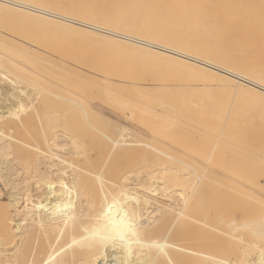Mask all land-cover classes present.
I'll return each mask as SVG.
<instances>
[{
	"label": "bare ground",
	"instance_id": "1",
	"mask_svg": "<svg viewBox=\"0 0 264 264\" xmlns=\"http://www.w3.org/2000/svg\"><path fill=\"white\" fill-rule=\"evenodd\" d=\"M73 1L65 0L67 6L62 8L54 4L57 8L34 0H0V264H264V209L253 214L256 208L244 198L254 196L264 203V193L253 179L255 173L256 177L260 174L254 173L251 160L240 159L243 155L255 160L260 151L250 149L254 146L245 144L241 132L264 123V0H193L188 4L181 0H99V4L94 0L93 9L84 0L88 11L97 13L91 16L84 11V18L75 14L85 2L76 8ZM101 3L102 8L98 7ZM126 9L134 10L129 17L139 25L151 24L156 36L163 28L170 34L153 38L131 23L119 24L114 18L120 20ZM25 26L23 31H28L23 33ZM37 27L55 30L59 38L68 40L59 44V53L53 51L55 44L48 49L61 54L60 60L70 52L74 53L70 61L85 53L79 59L85 63L82 58L92 52L87 66L72 65L76 71L70 67L79 77L80 91L67 83L62 87L78 95L74 103L90 104L94 115L86 114L90 118L86 126L75 130L57 124L60 117H48V126L34 136L31 132L33 140L27 136L29 140L25 133L20 137V130H28L23 115L35 108L39 92L18 86L25 82L34 87L47 77L27 64L35 59H23L35 52L26 41L28 36L33 38L30 42L35 41L36 31L41 32ZM179 31L184 36L178 41L173 34ZM194 38L202 42L195 43ZM74 43H87L91 51L81 45L72 50ZM92 47L99 49L97 53L104 47L125 59L163 66L180 83L119 72L118 67L109 66L112 60L104 64L103 52L108 50L96 54ZM47 59L45 63H51ZM57 65L52 64L60 69ZM166 86L184 87L190 94L180 95L181 101L172 107L174 116L168 115L177 122L168 121L169 117L163 127L148 119L168 102L159 106L158 96H149L156 110L130 94L151 95V90ZM90 87L96 90L95 99L82 93ZM126 91L131 92L129 96ZM189 121L194 122V129ZM169 122L185 125L183 130L202 129L205 135L201 136L216 138L201 168L198 156L176 140L171 130L175 125L169 127ZM232 131H241L238 142L229 141ZM217 138L228 141L217 143ZM216 146L220 156L231 150L235 151L232 157L240 156L232 161L235 158L227 157L231 153L222 155L216 169ZM119 155L126 157L124 161L135 157L139 161L134 166L142 165L120 175ZM215 171L219 182L215 181L233 191L205 189ZM247 200L250 209L243 205Z\"/></svg>",
	"mask_w": 264,
	"mask_h": 264
},
{
	"label": "rangeland",
	"instance_id": "2",
	"mask_svg": "<svg viewBox=\"0 0 264 264\" xmlns=\"http://www.w3.org/2000/svg\"><path fill=\"white\" fill-rule=\"evenodd\" d=\"M34 1H36V2H39V3H41V4H44V2H47L46 4H44V5H46V6H52V7H55L56 5H58V4H60V7L62 8L63 6L62 5H64V3L63 2H65V0H44V1H42V0H34ZM54 1V2H53ZM67 1V0H66ZM71 1H73V0H70V2ZM76 1V8H79V6H82V5H84V3H82V2H85L84 0H81V2H80V4H78V2L80 1H77V0H75ZM88 1V2H87ZM86 2L87 3H89L90 4V6H91V9H93L94 7H92L93 5H94V0H90V2H89V0H87ZM92 1V2H91ZM95 1H97V2H99V0H95ZM101 2H102V0H100ZM85 2V4L86 5H84V6H82L83 7V9H85V10H83L81 7L79 8V9H77V11H79L80 9V11H81V13H80V11H79V13L80 14H83L84 13V11L85 12H87L88 11V8H90V7H87L86 8V6H89L87 3ZM97 2H95V4L97 3ZM181 2L182 3H186V4H188V3H192L193 2V0H181ZM73 3H74V1H73ZM92 3V4H91ZM50 4H52V5H50ZM54 4H56L55 6H53ZM67 4H68V2H67ZM71 4V3H70ZM82 4V5H81ZM99 4H100V2H99ZM64 6H67V5H64ZM74 7L75 5H69L68 7ZM101 6V7H100ZM57 7V6H56ZM98 7H100V8H102L103 6H102V3H101V5H98ZM58 8V7H57ZM95 8H97L96 6H95ZM87 9V10H86ZM99 9V8H98ZM97 9V10H98ZM60 10H62V12L64 11L63 9H60ZM96 10V11H97ZM94 10H89L88 11V13L89 14H92L91 16H93V14H97V13H94L93 12ZM65 12V11H64ZM126 12H127V14L124 16V17H122L120 20H119V18H114V19H116L117 21H118V23L120 24V23H122V24H124V25H126V24H133L134 26H136V27H138L141 31H142V33H144V34H147V35H149L150 36V34L151 35H153L152 37L153 38H156V37H158V38H166V37H168V34L167 33H169V32H166V31H169L168 29H166V28H163V29H165V30H161L160 31V29L159 30H157V35L158 36H156L155 35V33L154 32H152L151 30L153 29V28H151V24L150 23H148V24H150V25H147V24H144L145 26H142V25H139V23L136 21V20H134V18H132V17H129L130 15H132V14H134V10L133 9H129L128 11H127V9H126ZM75 14V16L77 17H81V18H84V17H87V16H84L85 14H83V15H80V14ZM88 13H86V14H88ZM235 12H231V16H234L235 14H234ZM124 15V14H123ZM73 16H74V14H73ZM123 19H126V21L125 20H123ZM107 23H110V22H107ZM106 23V24H107ZM137 23H138V25H137ZM154 24V23H153ZM132 25V26H133ZM135 27V28H136ZM32 28V27H31ZM31 28H29V30L31 29ZM41 27H37V29H38V31H41V32H38V34H37V31H36V35H35V41L33 40V42H34V45H36L35 43H37V45H40V46H34L33 45V42H30L32 39H31V37H29L28 36V38L29 39H31V40H29L28 39V41H29V43H32V45L31 44H29L28 43V41H26L27 42V46L28 47H30L31 49H32V51H35V52H30V56L28 55V56H26L27 58H29V59H25L26 57H24L23 59L25 60V61H28V60H32V59H35V61H33V62H29V63H27L28 65H30L32 68L34 67V68H36L37 70H39V71H41L43 74H45V76H47V77H45L44 78V80L42 79V77L40 78V81L39 82H36L35 83V86L34 87H31L32 85H28V83L26 84L25 82H21L20 83V85L21 86H18V87H23V88H25L26 90H28V91H32L33 89H37L38 90V92H39V95H37V98L35 99V110L34 109H31V110H29L28 111V113L26 114V115H23L24 116V119H25V127H26V129H28V130H30V131H28V132H30V133H28L27 131H25V130H23V132H22V130H20L21 131V136L20 137H23L24 135V138L26 139V137L27 136H29L30 137V139L31 140H33L31 137H32V135L34 136L36 133L37 134H39L40 132H41V128H42V126L43 127H47L48 125V121H47V118L48 117H55V118H58V117H60V120H58L57 121V124H61L62 126L64 125V126H66V127H69L70 129H72V130H75L78 126H80V125H82V126H86V124H87V122H88V120L90 119V118H88V119H86V114H91V118H93V115H94V110H93V114L90 112L92 109H91V105L90 104H88L87 106H79L78 104H76V103H74L75 102V100L78 98V95H76L75 93H66V91L67 90H65L63 87H62V84H65V83H67L70 87H72V88H76V90H78V91H80V87H79V84H81L80 82H78L79 81V77H78V75L76 76V73H74V71H76V69H73V66H74V68H76L75 66L76 65H81L80 63H82V65H86V63L87 64H89L88 62H91L92 61V59H93V57H92V55H90L89 54V52H87V51H91L90 49L88 50L85 46H86V44L85 43H77V44H75V45H71L72 46V50H73V46L75 47V48H79V45H81V46H83V47H85L87 50H85V48H84V50L88 53L87 55H85V58H82V60L84 59V61H85V63L82 61H80L79 59H81V57H83L84 56V54L85 53H82V52H84V50L81 48V46H80V49H82V50H80V51H82L81 53H82V56L81 57H79V55H81V54H79L80 53V51H79V53L78 52H76V51H74L76 54H79L78 56L76 55L75 57L77 58L76 60L71 56V58L72 59H74L75 60V62H73L74 60H72V61H70L69 59V57H70V55H73V54H71V52H70V54H66L67 56H65V54H64V56H65V58H67L68 60H69V62H72V63H75V64H70L69 62H66V60H65V58H62L61 60H60V55L61 54H56V53H54L53 54V51L55 52V51H57L58 53L60 52L59 50V46H61V45H64V43L63 42H65V38L62 36V35H60V36H62V38L60 37L59 38V33H57L55 30H48V29H44V28H41ZM137 28V29H138ZM161 28V27H160ZM25 29H27V26H25V28H22L21 29V31H23V30H25ZM40 29V30H39ZM28 30H26L25 32H27ZM30 31H32V30H30ZM29 31V32H30ZM35 31V30H34ZM24 31H23V33H25ZM165 32V33H164ZM182 32V31H181ZM180 31L179 32H176L177 34H173L174 35V38H175V35H177V39L176 40H181L182 38H183V36H184V33H181ZM34 33V32H33ZM33 33H30V34H33ZM179 33V34H178ZM27 35H28V33H26ZM170 34V33H169ZM182 34V35H181ZM164 35V36H163ZM172 35V36H173ZM25 36V35H24ZM31 36V35H30ZM178 36L180 37L181 36V38H178ZM34 37V36H33ZM24 38V37H23ZM25 40H26V38H24ZM53 39V40H52ZM60 39H61V41H60ZM59 40V41H58ZM44 41H45V43H44ZM49 41V42H48ZM50 41H52V42H50ZM68 40H66V42H67ZM42 42V45L43 46H41V43ZM65 42V43H66ZM194 42L195 43H201L202 41H200V40H198L197 38H194ZM39 43V44H38ZM69 43H71V42H69ZM68 43V44H69ZM73 43V42H72ZM52 44H55L54 45V48L56 49H54L53 51H48V49H49V47H52V49H53V46H52ZM59 44H61V45H59ZM67 44V43H66ZM31 45V46H30ZM48 46V48H46V50H47V52H46V50H44V51H41L42 50V47H44V46ZM49 45H51V46H49ZM56 45H58V48L56 47ZM46 46V47H47ZM67 46V45H66ZM89 46V45H88ZM33 47V48H32ZM34 47H36V48H34ZM39 47V48H38ZM62 47V46H61ZM68 47L69 48H67V49H70V45H68ZM64 48V47H63ZM63 48H61L62 50H63ZM89 48H90V46H89ZM38 49H40V50H38ZM44 49V48H43ZM70 49V50H71ZM92 49H94V51H95V47L93 48L92 47ZM98 49V48H97ZM96 49V50H97ZM70 50H68V51H70ZM76 50V49H75ZM78 50V49H77ZM99 50V49H98ZM101 50L102 51H107V52H103V54H104V56H103V59L105 58V63L104 64H106V62H107V60H112L111 62H107L108 64H109V66L112 64V67L114 66V68L115 67H118L119 68V72L121 71V72H124V73H127L128 75H130V76H133V77H145V78H150V79H155V80H157V81H160V82H175V83H180V80L178 79L179 77L178 76H174V75H170V73L166 70V68L165 67H163V66H159V65H152V64H146V63H143V62H139L138 60H131V59H125V58H123V57H120V56H118V55H116L115 54V51L114 50H112V49H109V48H104V47H102L101 48ZM100 50V51H101ZM37 51V52H36ZM39 51V52H38ZM66 51V50H65ZM93 51V53H95ZM99 51V52H100ZM41 52H46V53H41ZM49 52V53H48ZM62 52V51H61ZM67 52V51H66ZM98 52V53H99ZM31 53L33 54V55H31ZM97 52H96V54H98ZM101 54H102V52H100ZM47 54H51V56L50 55H47ZM55 54H56V57L57 58H55L54 56H55ZM95 54V55H96ZM105 54H107L108 56H107V58L105 57L106 55ZM46 55H47V57H46ZM58 55V56H57ZM63 55V54H62ZM88 55H89V57H88ZM94 55V56H95ZM100 55V54H99ZM32 56H34L35 58H33ZM40 56H42V57H40ZM45 56V57H44ZM48 56H50V57H48ZM63 56V57H64ZM87 56V57H86ZM100 56H102V55H100ZM39 57V58H38ZM59 57V58H58ZM42 58H43V60H42ZM48 58V59H50V62L53 64V62H54V65H57V63L59 62V64L57 65V66H59L60 67V69L59 68H57V67H54V66H52V64L51 63H45V62H49V60L48 61H46V59ZM112 58V59H111ZM39 59H41V60H39ZM44 59H45V61H44ZM63 59L65 60V62H63ZM86 59V60H85ZM118 59V60H117ZM37 60V61H36ZM53 62H52V61ZM59 60V61H58ZM67 60V61H68ZM77 60H79V61H77ZM39 61V62H38ZM42 61H44V62H42ZM63 62V64L61 63V62ZM77 61V62H76ZM127 61V62H126ZM55 62H57L56 64H55ZM131 64H130V63ZM33 63V64H32ZM39 63H43L42 65L41 64H39ZM64 63H66L65 65H66V67H69V69L68 70H70V71H67L66 70V67H65V65H64ZM140 63V64H139ZM51 64V65H50ZM70 64V65H69ZM103 64V65H104ZM46 65V66H45ZM73 65V66H72ZM90 65L92 66L93 65V63L91 64L90 63ZM118 65V66H117ZM122 65H124L123 67L124 68H126V69H124L123 67H122ZM129 66V67H126V66ZM142 65V66H141ZM72 66V70H74L73 71V73H72V71H71V69H70V67ZM87 66V65H86ZM89 66V65H88ZM107 66V65H106ZM121 66V67H120ZM49 67H50V69H49ZM133 67V68H132ZM42 68V69H41ZM122 68V69H121ZM163 68V69H162ZM125 71H124V70ZM128 69V70H127ZM133 70V71H132ZM137 71V73H136V71ZM148 70H149V72H148ZM54 71V72H53ZM56 71V72H55ZM62 71V72H61ZM69 72V73H67V72ZM135 71V72H134ZM139 71V72H138ZM142 71H144V72H142ZM154 71V72H153ZM59 73V74H58ZM63 73V74H62ZM130 73V74H129ZM133 73V74H132ZM147 73V74H146ZM152 74V75H151ZM76 76V77H75ZM42 79V80H41ZM50 81H49V80ZM176 80V81H175ZM46 82V83H45ZM79 83V84H78ZM35 87H37V88H35ZM60 88V89H59ZM180 89L181 90H179V87L178 86H166V87H162V88H159V89H154V90H151V95L150 94H148V95H146L145 93L144 94H133V93H131L130 91V95L133 97V96H135L136 97V99H138V101H142V103H146V104H150V105H152V106H154V107H156V105H154V104H156L155 102H157V104L159 103L160 104V102L162 103V101H167L168 103H166V104H168V105H171V107L170 106H167V105H165L164 106V104L162 105V106H164L163 108H162V106H160L159 104V106L161 107V110H163L166 114H164L163 113V115H158V113L161 111H159L158 109H157V107H156V110H158V112H156V114L155 115H151V117H153V118H149L148 119V121L149 122H151V123H155V124H157L158 126H165L166 125V123L168 122V121H173L174 120V122H177V120H175V119H171V117L172 116H174V108H172L173 106L174 107H176L178 104H179V102L181 101V96L183 95L184 96V98L185 97H187V96H189V94H190V91H186L185 89H184V87H180ZM178 90V91H177ZM55 91V92H54ZM89 91V92H88ZM96 91V90H95ZM95 91H94V89L93 88H89V90H87V91H85V92H82V93H84L85 94V96H87V98L88 99H95V98H93V96L94 97H96L95 95H96V93H95ZM42 92V93H41ZM129 92L128 91H126L125 92V94H127V95H125V96H129ZM54 93V94H53ZM73 95V96H71V95ZM51 95V96H50ZM145 95V96H144ZM153 95H157L158 96V99L154 102V104L153 103H151L152 102V98L153 97H155V96H153ZM181 95V96H180ZM61 96V97H60ZM77 98H76V97ZM152 97V98H150V97ZM156 96V97H157ZM182 96V97H183ZM64 97V98H63ZM159 97H160V100H159ZM61 98V99H60ZM68 100H67V99ZM70 99V100H69ZM142 99V100H141ZM73 100H74V102H73ZM153 101H154V99H153ZM43 103V104H42ZM157 105V106H158ZM151 106V107H152ZM37 107H39V108H37ZM84 107V108H83ZM153 108V107H152ZM37 110V111H36ZM36 111V112H35ZM86 113H85V112ZM160 113H162V112H160ZM159 113V114H160ZM168 113H170V114H168ZM36 114H38V115H40V117L42 118V121L40 120L39 122H37V120H39L40 119V117H38L37 118V115ZM164 115H165V117H164ZM167 115V116H166ZM168 115H172V116H168ZM27 116H29L30 118H31V120L29 121V119L27 118ZM32 116V117H31ZM36 116V117H35ZM88 116V115H87ZM157 116H162V117H164L166 120H164V118L162 119V117H157ZM35 117V118H34ZM170 117V118H169ZM167 118H169L168 119V121H167ZM261 118H263L262 116H261ZM156 119H158V120H156ZM171 119V120H170ZM256 119V118H255ZM27 121V122H26ZM63 121V122H62ZM158 121V123H156ZM37 122V123H36ZM174 122H169V127H172L173 125H175V123ZM190 122V121H189ZM38 123H40V124H38ZM170 123H173V124H170ZM27 124H29L28 126H27ZM42 124V125H41ZM178 124V123H177ZM191 124H192V126H191ZM31 125V126H30ZM38 125H40V126H38ZM171 125V126H170ZM179 125V124H178ZM175 125V127L173 128H171V130L173 129V131H174V135H175V137H176V140L178 141V142H182V143H184V144H187V146H189V150H190V152L191 153H193V154H195L196 156H198V167L199 168H201L202 167V165H203V161H204V159H206V157L208 156V154H209V152H207V150H210V148L214 145V142H213V144H211L212 143V141H213V139H216V138H213V139H211V137H209V135H208V137H207V135L205 136V137H203V136H201V134H203V135H205L204 133H203V131H202V129H201V127L200 128H198L199 130L201 129V131H191V130H193L194 129V127H193V125H194V122H190V126L193 128V129H191V128H186L185 130H183L186 126L184 125V126H182V125ZM258 125V124H257ZM33 126V127H32ZM189 126V127H190ZM259 126V127H258ZM258 126H253V127H251V128H248L247 129V131H246V129H245V131H243L242 130V132L241 131H235V133H234V131H232V137H230L231 138V140L229 139V141L230 142H233L234 140H235V142H238L237 140L239 139V136H240V134L241 133H244L245 134V144L247 143V144H249V145H251V146H254V148L253 147H250V149L252 148L253 150H255V149H257V150H255V151H258V150H260V151H258V153L257 152H255V151H252V152H255V153H257V154H259V156H261V157H263L264 158V156H262L263 154H264V140H263V138H264V123L263 124H261V125H258ZM40 127V128H39ZM182 127H184V128H182ZM199 127V126H198ZM255 127H257L256 129H255ZM24 128V127H23ZM253 128H254V130H253ZM32 129H33V131H32ZM177 129V131L175 132V130ZM189 129H191V130H189ZM217 129V130H216ZM252 129V130H251ZM262 129V130H261ZM38 130V131H37ZM213 131H218V126H214V128L212 129ZM248 130H249V132L251 133V137H249L250 135H249V132H248ZM182 131H185L184 132V135H183V132ZM253 131V132H252ZM33 134H32V133ZM216 132H214V133H216ZM241 132V133H240ZM257 132V133H256ZM25 133V134H24ZM26 133L28 134V135H26ZM195 133H197V134H199V136L197 135V134H195ZM201 133V134H200ZM240 133V134H239ZM253 133V134H252ZM263 133V134H262ZM24 134V135H23ZM31 136H30V135ZM217 134H218V132H217ZM246 134L247 135H249V136H247L248 138H246ZM256 136H255V135ZM183 135V136H182ZM236 135V136H235ZM29 137H27V139H29ZM214 137V136H213ZM215 137H217L216 135H215ZM219 138H220V136H218ZM184 138V139H183ZM199 138V139H198ZM219 138H217V139H219ZM29 139V140H30ZM197 140V141H195V140ZM225 139H226V141H228V138H221V139H219V141H217V143L219 142H222L223 140H224V142H225V144L227 143L226 141H225ZM234 139V140H233ZM253 141H252V140ZM186 140H188V141H186ZM200 140V141H199ZM210 142H209V141ZM249 141V142H247V141ZM263 141V142H261V141ZM190 141V142H189ZM192 141H194V142H192ZM215 141V140H214ZM215 141V142H216ZM209 142V143H208ZM234 142V143H235ZM252 143V144H251ZM261 143V144H260ZM189 144H191V145H189ZM246 144V145H247ZM199 145H201L200 147H199ZM204 145V146H203ZM206 146V147H205ZM248 146V145H247ZM260 146H262V147H260ZM197 147H198V149H197ZM220 147V149H222V147L223 146H219ZM205 148V149H204ZM216 149H217V158L216 159H214L215 161H214V164H213V166L216 168V169H218L219 168V165H220V160H221V157H222V155L224 156H227L228 154H230V155H228L227 157L229 158V159H234V160H232V161H236L237 159H238V157L240 156V154H237L236 155V153H235V156L234 157H232V155H234V153L233 152H235V151H232L231 150V152H229L227 155H226V153L224 154L223 153V151L220 153L221 154V156L218 154L219 152H220V150H219V148H217V146H216ZM248 150H250L249 148H247ZM206 150V151H205ZM200 151V152H199ZM205 152V153H204ZM226 152V151H225ZM245 152H247V154H249L248 153V151H245ZM249 152H251V151H249ZM260 152V153H259ZM263 152V154H261ZM201 154V155H200ZM257 154H253V155H256L257 156ZM216 156V155H215ZM238 156V157H237ZM255 156V157H256ZM259 156L257 157V159H253L252 157V159L251 158H249V156H243L242 155V157L243 158H241L240 157V159H245V158H248V160H251L250 162H253V165L255 166V168H254V173H255V171L256 172H258L257 174H260V175H258L257 177L255 176L256 175V173H255V175H254V181L256 182V184H255V186H256V188H258V189H261V191L264 193V171H260V170H264V161L263 160H260V158H259ZM214 157V156H213ZM124 158H126V157H124V156H120L119 155V157L117 158V160H116V163H117V170H118V172H119V174L121 175L122 173H124V172H126V171H128V170H130V169H136V168H138V167H140L142 164H138V165H136V166H134L135 164H137L136 162H138L139 161V159L137 160V158H127V159H125V161H124ZM226 158V157H225ZM132 159V160H131ZM137 160V161H136ZM220 161V162H219ZM121 164V165H120ZM123 164V165H122ZM258 168V169H257ZM261 168V169H260ZM260 171V172H259ZM214 176V178H213V176ZM259 176H262L261 178H259ZM256 177V178H255ZM210 179L207 181V183H209L208 185H207V187L205 188V189H210V190H213V192H221L222 190V192L224 193V191H226V190H230V191H233L232 190V188H228L227 187V189L224 187V185H221V184H219V183H217V182H219V180H218V176H217V174H216V171L214 172V173H210V177H209ZM257 178H259V179H257ZM212 180H214V182L212 181ZM217 182H216V181ZM223 188V189H222ZM226 189V190H225ZM5 195V194H4ZM251 197V198H250ZM246 196V197H244V198H248L249 200H250V202L252 201L253 203H251L250 204V202H249V205L251 206H253V208H256V212L254 211V213L252 212L253 211V209H251L250 211L253 213V214H260V213H262V210L264 209V203L263 202H260V201H258L254 196L252 197V196ZM252 198H254V199H252ZM241 199H242V197H241ZM249 200H247V204L245 203V204H243V205H245V206H247L248 205V201ZM253 200H257V201H253ZM240 201V200H239ZM240 202H242V200L240 201ZM244 202V201H243ZM260 202V203H259ZM239 203V202H238ZM255 203V204H254ZM240 204H242V203H240ZM249 205H248V208H249ZM255 206V207H254ZM261 207H262V209H261ZM250 208H252V207H250ZM249 208V209H250Z\"/></svg>",
	"mask_w": 264,
	"mask_h": 264
}]
</instances>
